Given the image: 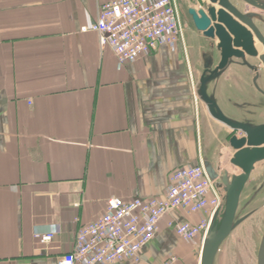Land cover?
I'll use <instances>...</instances> for the list:
<instances>
[{
  "label": "crops",
  "instance_id": "crops-1",
  "mask_svg": "<svg viewBox=\"0 0 264 264\" xmlns=\"http://www.w3.org/2000/svg\"><path fill=\"white\" fill-rule=\"evenodd\" d=\"M106 1L0 0V264H58L110 198L160 197L177 168L241 173L226 125L198 96L207 51L184 37L119 68L96 33L81 31ZM242 65L208 85L223 112L242 93ZM200 216L171 211L140 262L113 264H200L204 240L168 225ZM55 230L50 242L35 237Z\"/></svg>",
  "mask_w": 264,
  "mask_h": 264
},
{
  "label": "built area",
  "instance_id": "built-area-1",
  "mask_svg": "<svg viewBox=\"0 0 264 264\" xmlns=\"http://www.w3.org/2000/svg\"><path fill=\"white\" fill-rule=\"evenodd\" d=\"M81 31L96 33L100 47L114 51L119 68L149 55L161 45L176 47L184 40L178 0H109L101 5L96 21ZM224 208L220 179L210 177L204 162L177 168L170 174L169 187L160 197L110 198L103 215L79 227L73 250L58 264L140 262L141 249L154 239L160 221L171 211L182 209L189 214H201L197 223L168 222L182 240L189 242L205 240ZM57 233V230L36 232L35 237L50 242ZM161 264H177V260L172 257Z\"/></svg>",
  "mask_w": 264,
  "mask_h": 264
},
{
  "label": "water",
  "instance_id": "water-1",
  "mask_svg": "<svg viewBox=\"0 0 264 264\" xmlns=\"http://www.w3.org/2000/svg\"><path fill=\"white\" fill-rule=\"evenodd\" d=\"M247 4L264 11V2L244 0ZM206 8H190L189 13L196 30L207 39L213 40L220 60L216 65L206 59L204 71L199 80L198 96L208 108L210 115L232 130L244 133L242 137L233 135L230 146L235 150L232 165L242 172L230 175L228 171L218 173L214 166L204 162L206 170L213 179H220L225 191V208L219 223H213L203 243L200 264H214L222 243L230 236L239 221L236 220L241 194L255 165L264 161V123L254 125L228 117L219 106L214 95L208 92V85L222 75L234 59L251 67L247 57L258 58L259 52L254 45V33L264 45V34L254 22V13L240 11L230 0H208ZM219 6V8L216 7ZM238 20H237V19ZM240 22L251 28L247 29ZM253 31V32H252ZM206 56V55H205ZM264 64V54L260 56ZM257 264H264V233L259 246Z\"/></svg>",
  "mask_w": 264,
  "mask_h": 264
},
{
  "label": "rangeland",
  "instance_id": "rangeland-1",
  "mask_svg": "<svg viewBox=\"0 0 264 264\" xmlns=\"http://www.w3.org/2000/svg\"><path fill=\"white\" fill-rule=\"evenodd\" d=\"M231 1L240 11L244 13H255L253 17L254 22L264 33L263 10L252 7L241 0ZM259 1L264 2V0ZM182 3L183 5L180 11L185 39H192L190 41L191 43H195L194 40L197 41V46L202 45V48L207 51L205 57L200 56V69L203 70L206 59L213 61V65H216L220 60V53L213 47L215 42L213 40H207L200 35L195 29L194 23L187 15V10L190 6H202L206 8L208 6L206 0H182ZM247 60L252 67L259 69V76L255 79L256 73L248 65L243 64L244 66L238 67V72L243 80L242 93L238 92L235 95V98H233L235 101L234 105L224 112L232 119L251 121L253 124H259L264 122V66L256 57H248ZM234 62L241 64L240 62L242 60L234 59L232 64ZM246 101L250 104H241ZM234 131L236 130H231L227 126L223 129L226 138L229 136L231 138L233 135L238 137L244 135L242 131ZM231 153L227 154V158ZM235 171L242 172L239 167H236ZM222 216L223 213L218 219V223L221 221ZM236 220L239 223L220 246L214 264H257L259 246L264 233V161L256 164L255 169L244 187L240 197Z\"/></svg>",
  "mask_w": 264,
  "mask_h": 264
},
{
  "label": "bare ground",
  "instance_id": "bare-ground-1",
  "mask_svg": "<svg viewBox=\"0 0 264 264\" xmlns=\"http://www.w3.org/2000/svg\"><path fill=\"white\" fill-rule=\"evenodd\" d=\"M231 1V0H230ZM243 2H245L244 0H241ZM232 2V1H231ZM233 3V2H232ZM246 3V2H245ZM234 4V3H233ZM247 4V3H246ZM235 5V4H234ZM249 5V4H248ZM236 6V5H235ZM217 8H219L218 5H216ZM237 7V6H236ZM237 19V18H236ZM238 20V19H237ZM243 26H245L247 29L251 30V28L249 26H247L246 24H244L243 22H240ZM253 32V31H252ZM262 32V31H261ZM263 33V32H262ZM254 45L256 47V49L258 50L259 52V55H258V59L260 60V62L262 63V65L264 66L263 62L261 61L260 59V56L264 54V45L259 41V39L255 36V33H254ZM248 59V57H247ZM262 124V123H260ZM254 125H259V124H254ZM256 167V165H255ZM254 167V169H255ZM253 169V170H254ZM253 172V171H252ZM203 243V242H202Z\"/></svg>",
  "mask_w": 264,
  "mask_h": 264
},
{
  "label": "flooded vegetation",
  "instance_id": "flooded-vegetation-1",
  "mask_svg": "<svg viewBox=\"0 0 264 264\" xmlns=\"http://www.w3.org/2000/svg\"><path fill=\"white\" fill-rule=\"evenodd\" d=\"M207 3H208V1H206ZM251 6V5H250ZM195 8V6H190V7H188V10H187V15L190 17V19H191V21L193 22V19H192V15L189 13V9L190 8ZM253 7V6H252ZM181 8V7H180ZM204 8V7H203ZM256 8V7H255ZM197 11H198V9H196ZM181 12V11H180ZM248 13V12H247ZM249 13H251V12H249ZM255 14V13H254ZM255 16V15H254ZM182 17V16H181ZM194 23V22H193ZM194 27H195V25H194ZM195 29H196V27H195ZM260 29V28H259ZM264 34V33H263ZM205 62V61H204ZM239 63V62H238ZM241 64H242V62H240ZM252 67V66H251ZM253 69V71H254V73H256V75H255V79H257L258 78V76H259V74H258V72H259V69H256V68H254V67H252ZM263 89V88H262ZM264 90V89H263ZM241 121V120H240ZM244 122H250V123H252L251 121H244ZM262 123H264V122H262ZM260 124V123H259ZM232 130V129H231ZM233 132V131H232ZM234 132H236V131H234ZM233 135V134H232ZM230 140V136L228 137V139H227V141H229ZM210 163V162H209ZM210 164H212V163H210ZM213 165V164H212ZM214 166V165H213ZM217 171H219L216 167H214ZM223 173V172H222Z\"/></svg>",
  "mask_w": 264,
  "mask_h": 264
}]
</instances>
